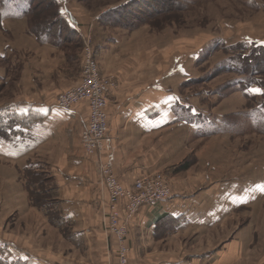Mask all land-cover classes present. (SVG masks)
Listing matches in <instances>:
<instances>
[{
  "label": "rangeland",
  "instance_id": "obj_1",
  "mask_svg": "<svg viewBox=\"0 0 264 264\" xmlns=\"http://www.w3.org/2000/svg\"><path fill=\"white\" fill-rule=\"evenodd\" d=\"M129 1L0 0V256L4 257V249L12 256L39 254L52 264H100L96 247L89 252L91 246L87 248L75 237L83 226L77 223L71 229L60 209L63 197L54 178L57 161L52 157L68 149V143L53 137L24 154L23 146L15 148L12 139L13 130H21L26 121L16 108H25L31 100L55 102L58 93L80 82L88 46L99 63L98 74L114 79L115 89L118 83L151 84L161 76L165 89L192 108L187 117L193 122L191 139L177 151L171 145L183 136L165 135L166 151L161 155L171 163L149 175L166 179L172 193L188 179L191 184L194 174L209 171L216 181L225 179L232 204L251 203L236 211L226 225L227 229L234 225L239 237L246 231L243 246L247 236L251 239V248L237 262L264 264V108L258 104L264 88L253 85L244 92L237 84L239 76L220 67L228 57L223 46L231 49L238 43L264 41V0H134L118 17H102L105 10ZM62 8H72L81 22L84 30L79 39L65 28L67 21L59 13ZM42 43L59 49H47ZM177 66L179 72L173 71ZM184 72L189 81L178 83V75ZM257 80L264 86V78ZM77 145L82 152L80 139ZM69 149H73L71 142ZM101 158L100 164H105ZM130 158L132 162L134 155ZM197 158L202 166L197 165ZM99 169L95 164L100 177ZM252 180L260 188L254 190ZM108 205L100 217L108 243L102 255L107 263L113 262L116 253L104 217ZM59 216L65 218L61 227L56 225ZM227 229H220V234ZM188 232L181 239L188 240L192 231ZM0 264L5 262L0 260Z\"/></svg>",
  "mask_w": 264,
  "mask_h": 264
},
{
  "label": "crops",
  "instance_id": "obj_2",
  "mask_svg": "<svg viewBox=\"0 0 264 264\" xmlns=\"http://www.w3.org/2000/svg\"><path fill=\"white\" fill-rule=\"evenodd\" d=\"M59 13L67 21L65 28L68 32L79 39L84 28L76 20V13L72 8H62ZM28 35L35 41L34 37ZM117 41L115 39L114 43L118 44ZM42 45L51 50L59 49L58 45ZM104 49L106 46L100 51ZM179 66L173 71L179 72ZM185 75V72L178 75V83L188 78ZM144 83L145 81L129 85L118 83L119 88L111 90L107 95L108 131L101 154L105 162L114 168L121 184L127 188H131L139 177L169 166L171 162L167 164V156L161 155V152L166 151L165 135L183 136H180L181 141H174L171 145L177 151L192 137L193 122L187 118L191 117L192 108L188 104L183 105L188 108L187 111L179 108L180 97L172 90L165 89L167 86L163 85L161 76L152 79L151 84L143 85ZM125 90H130V93ZM22 107L16 108L15 112L24 114L26 121L21 125L25 127L13 130L14 147L23 146L22 151L26 154L38 144L52 141L53 137L68 143V149H62L58 156L52 157L57 161L53 170L54 178L58 192L63 197L60 209L70 221L71 229L73 224L83 226L82 230L74 233L75 237L80 242L83 240L87 248L91 246L89 252H92L94 245L100 253V264L107 263L102 255L108 243L104 239L100 218L101 210L107 203L106 194L95 170L94 160L87 159L77 145L78 136L87 125V107L81 103L75 104L69 111H62L55 108L54 100L50 103L31 100L27 101L25 108ZM12 122V126L16 127V120L12 119ZM181 126L184 130H179ZM69 142L73 145L72 150L69 149ZM75 153H78V157L68 160V156L72 157ZM197 165L203 164L198 160ZM207 173L194 174L191 184H188V179L186 185H179L171 192L168 201L140 207L127 226L126 246L129 249L130 263L238 264V258L244 257V253L251 248V239L247 236L243 246L241 240L246 231L239 237L240 232L237 236L232 228L234 225L229 229L227 227L234 219L235 212L249 208L251 203L239 201L232 204V200L228 199L229 183L225 179L216 181L215 177H210ZM250 183L254 190L260 188L257 180ZM122 208V204L117 206L120 212ZM225 228L227 230L220 234V229ZM188 231H192L188 240L181 239L180 236L188 234ZM2 252L4 257L0 256V260L5 264H52L35 253H29L28 256L23 252L25 254L12 256L4 249Z\"/></svg>",
  "mask_w": 264,
  "mask_h": 264
},
{
  "label": "built area",
  "instance_id": "obj_3",
  "mask_svg": "<svg viewBox=\"0 0 264 264\" xmlns=\"http://www.w3.org/2000/svg\"><path fill=\"white\" fill-rule=\"evenodd\" d=\"M81 80L73 88L61 91L55 98L54 106L69 111L75 104L83 103L88 110L87 125L79 134L81 149L86 157H94L100 167V184L107 193L108 211L105 213L106 228L116 242L113 262L107 264H132L128 260L126 246L127 226L140 207L167 201L171 192L169 184L160 175L139 177L131 188L120 185L111 170V165L102 161V150L108 131L107 95L116 87L114 79L101 78L92 51L86 46L82 57ZM123 205L121 212L117 209Z\"/></svg>",
  "mask_w": 264,
  "mask_h": 264
},
{
  "label": "trees",
  "instance_id": "obj_4",
  "mask_svg": "<svg viewBox=\"0 0 264 264\" xmlns=\"http://www.w3.org/2000/svg\"><path fill=\"white\" fill-rule=\"evenodd\" d=\"M31 1L32 0H30V2ZM133 3L134 0H131L123 5H119V7L107 9L104 11L102 17L104 15H114L118 17L123 7H130ZM134 18H136V16ZM127 26L129 25H125V27ZM222 50L225 56L228 57L221 63L220 67H222V69L227 73L233 72L237 76H239L238 78L240 79L239 83L237 84L242 89V91L245 92L247 88L252 87L253 85L264 88V86H261V84L257 80L264 78V41H247L246 43H238L234 48L231 49L223 46ZM187 81H189V79H187ZM258 104L259 106H261V108H264V94L262 102H259ZM178 105L180 106L179 108H181L183 111L188 110V108L183 106L184 103L182 101L179 102ZM183 168L187 169L186 166H183ZM56 219V225L58 226L59 224L61 225L62 223H65V218L63 217L59 216ZM62 228L64 229V227Z\"/></svg>",
  "mask_w": 264,
  "mask_h": 264
},
{
  "label": "bare ground",
  "instance_id": "obj_5",
  "mask_svg": "<svg viewBox=\"0 0 264 264\" xmlns=\"http://www.w3.org/2000/svg\"><path fill=\"white\" fill-rule=\"evenodd\" d=\"M123 186H124V185H123ZM124 187H125V186H124ZM125 188H127V187H125ZM170 197H171V195H170ZM168 200H169V199H168ZM168 200H167V201H168Z\"/></svg>",
  "mask_w": 264,
  "mask_h": 264
}]
</instances>
